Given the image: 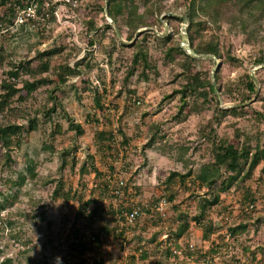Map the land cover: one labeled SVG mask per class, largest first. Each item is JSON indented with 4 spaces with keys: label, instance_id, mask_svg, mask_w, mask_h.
Instances as JSON below:
<instances>
[{
    "label": "rangeland",
    "instance_id": "rangeland-1",
    "mask_svg": "<svg viewBox=\"0 0 264 264\" xmlns=\"http://www.w3.org/2000/svg\"><path fill=\"white\" fill-rule=\"evenodd\" d=\"M108 1L55 0L53 14L47 2L39 15L34 5L0 30V100L7 92L4 80H15L9 77L11 69L21 66L17 81L28 79L22 66L36 68L42 52L58 50L45 56L50 61L43 74L46 82L31 96L24 91L10 97L0 111L1 126L20 127L9 147L0 142V202H5L0 210V264H55L56 257L69 255L73 229L84 232L93 226L79 215L84 202L93 200L88 214L104 202L109 210L117 208L118 200L99 192L111 165L133 183L137 200L156 201L170 192L175 198L165 215L133 227L126 246L118 242L100 252L95 248L89 264H96L101 253L105 264H264V158L250 176L245 166L232 184L230 175L238 172L226 167L213 188L194 182L220 141L245 144L253 153L258 145L264 147V63L255 62L264 48V15L256 23L258 38L243 32L239 20L232 28L226 23L218 27L200 16L199 32L191 31L195 43L215 36L223 52L219 58L197 54L191 45L188 23L179 19L187 15L189 0H135L147 22L136 31L122 15L117 20L109 15ZM255 11L257 18L261 13ZM244 18L255 20L247 14ZM249 30L258 33L254 25ZM178 43L195 57L191 73L200 74V86L187 96L181 92L187 82L180 63L185 55L167 56ZM141 49L148 50L155 68L137 65L130 76L133 57ZM77 63L82 73L60 82L59 66ZM248 75L254 78L256 94L245 86ZM211 83L215 93L209 90ZM101 131L106 132L104 139ZM189 170L193 174L187 184L178 181L167 190L164 181L171 172ZM16 192L18 199L13 200ZM215 194L218 202L209 204ZM201 214L215 227L209 237L204 220H196ZM186 220L183 236L168 242L183 248V254L167 256L164 241ZM101 221L109 227L118 224L111 218ZM242 223L246 231L229 232L230 226ZM138 246L146 248V258L135 254Z\"/></svg>",
    "mask_w": 264,
    "mask_h": 264
},
{
    "label": "trees",
    "instance_id": "trees-1",
    "mask_svg": "<svg viewBox=\"0 0 264 264\" xmlns=\"http://www.w3.org/2000/svg\"><path fill=\"white\" fill-rule=\"evenodd\" d=\"M55 0H0V30L2 27H9L10 25H13L15 20L18 18L17 16L19 15L20 10L22 9H28L31 8L32 6H35L36 13L39 15L43 13V9L45 4L48 2L50 3L49 6V11L52 12V14L55 12L58 3H54ZM130 4H128L127 0H109L108 1V13L109 15L117 20L119 15H122L124 18H126L125 24L130 26L134 31H136L138 28L146 26L147 22L145 21V15L144 14H138L139 6L136 4L135 0H130ZM36 3V4H35ZM260 11L261 15L256 18V11ZM151 11V10H150ZM245 14L249 15L250 17H254V21H251L249 19L246 20L244 18ZM126 15V16H125ZM207 16L208 21L215 24L218 27H221L223 23L228 24L231 28L234 27V25L237 24L238 20L240 22V27L241 30L251 38H258L261 36V29L256 26V23L259 22L260 18L264 15V0H189L188 3V13L185 15L183 18H179L182 21L186 20L188 23V30L190 31V42L191 45L194 47V50L197 54H206V55H212L216 57H223V52L221 51L220 48V43L216 39L215 36L212 38L208 39L202 36L203 38L200 39L198 43L196 42L195 36L191 33V31L195 30L196 33L199 32V27L201 25V22L199 21L200 16ZM31 19V17L29 18ZM32 20V19H31ZM199 25V26H198ZM256 27L258 29L257 32H252L249 30L250 27ZM170 37V35H169ZM144 47V46H142ZM58 53L57 49H50L49 51H44L40 54L39 56V63L36 66V68H27L25 69L23 66V72L25 75H28V79H21L20 81H17V79H20V74L22 72L19 71L20 67L19 66L17 69L13 68L11 71L8 73L10 74L9 77L14 78V81L9 82L7 80H4L3 82V87L7 90L5 95L3 96V100H0V111L4 110L6 106L9 104L10 97L18 94L19 92H24L26 91V96H31L34 91L40 85L46 82V78L43 77V74L48 72L50 70V61L48 59H45V56H52L53 54L55 55ZM184 54L185 58L183 59V62H180L183 65V68L185 69L184 76L187 78L186 85L182 89V93L187 96V92L191 90L197 89L199 87L198 79L200 78V74L195 72L194 74L191 73V70H193V63L195 62V57H193L191 54L187 52V50L181 45V43H178L177 46L171 47L168 49L167 56L171 59L174 58V54ZM241 61V60H239ZM255 62L259 64L264 63V48H261L259 51V56L256 58ZM133 63V68L131 69V72L129 75L134 74V70L137 68V65H144L147 68H155L151 65V62L149 60V53L147 49H141L139 52H137L132 60ZM79 64L77 63L76 67H71L69 64L67 65H60L58 68V73H62L63 75L60 77V82H64L67 80L68 77L70 76H77L82 73V71L79 68ZM129 76V77H130ZM248 81L245 84L247 89L251 92L256 94L257 93V87L254 83V78L252 75H248ZM19 82H22L21 87H17ZM209 90L212 93H215L216 88L215 84L211 83L209 85ZM201 95L207 97L208 99V94L206 96V93H203L200 91ZM1 96V95H0ZM97 104L100 108H103V105L100 102V98H97ZM262 115V114H261ZM33 125V123H31ZM77 128L81 133L84 132V129L82 128L81 125L77 124ZM20 130V127L18 125H6V126H1L0 125V142L4 147H9L11 145V138L12 136ZM105 131L99 132V137L100 139L105 138ZM129 139H125L126 142H128ZM257 151L254 153L252 152V149L250 146H247L245 144L240 143L239 145H235L234 143H230L227 140L220 141V143L215 145V148L213 150V157L212 160L208 163V165H203L201 166L198 170V172L195 173L194 175V182H200L202 185H207L209 188H213V186L216 184V182L219 180L220 174H221V168L226 167V168H232L235 169L236 173L235 175H230L231 177V184L234 180H237L240 178V174L242 173V170L244 169L245 166H249V171L247 173V176H250L252 174V171L257 167V165L260 163V161L264 158V147H260L259 145L257 146ZM30 175L34 177L33 171L34 168L32 166L28 167ZM107 174H103V182L101 183V186H99V189L103 187V190H100L99 192L102 194V197H110V198H117L118 201L120 200L119 207L122 208L125 206V203L127 200H134L138 204L143 205V215L141 219H139L135 226L134 229L140 228L142 222L144 223V220L147 221L149 220L148 218L153 217L152 216V211L150 208L145 207V203L149 202L150 204H154L156 201H158L160 197H158L155 200H145L144 202H141L137 200L136 194L137 190L133 188V183H129L128 181L126 182V186L123 188L124 189V194L123 195H116V194H110L108 192L110 188V178L114 176V174H123L124 172L121 171L120 169L114 168V166H109L108 170L105 171ZM193 171L189 170L186 173H181L178 171H173L171 172L168 177L165 179L164 184L168 187L167 190H169L172 185L176 184L178 181L180 183H188L186 182V179L189 176H192ZM99 177V175H98ZM190 182V181H189ZM21 185L20 183H18ZM229 185V187L231 186ZM132 185V186H131ZM190 185V184H188ZM114 188H119L117 183H114ZM98 188V185H97ZM58 186L54 190L56 193V196L58 194ZM165 195H169L167 197L168 201L174 200L175 198V193L170 192V193H165ZM165 195H163L165 197ZM213 199L211 201H208L209 204H216L219 200V196L217 194L213 195ZM8 199V196L6 197ZM18 199V193L16 192L13 195V200ZM93 200H87L84 202L83 207L80 209L79 215L83 216L84 222L86 225H92V221L94 220V216L98 214L99 209L101 208V205H97L93 210H90V213H87V209L92 203ZM5 209V202H0V210L3 212ZM114 207L110 209V213L107 216H104L103 218H111L114 221H116L118 224L109 227L106 223H102L99 225V229L101 230H107L113 233L114 229L117 228H122V232L119 235L120 238H122L123 234L126 232V225L124 222H119L114 218ZM204 214V213H203ZM203 214L199 215L196 217V220L201 221L202 219L204 220ZM102 218V219H103ZM0 222H1V217H0ZM146 223V222H145ZM204 234L206 237H209V234L214 232L215 227L213 226V223L208 221V219L204 220ZM206 224V225H205ZM188 222L187 220L185 221L184 224H181L178 229L174 233L171 234V237H169L168 240L164 241L166 242L167 246L165 248L166 255L169 256L172 253V247L169 246L168 242L172 240L173 238L180 239L184 232L186 231L188 227ZM93 227V226H92ZM98 229V230H99ZM247 230V225L245 224H240L238 226H230L229 227V232L231 234H237L238 232H244ZM94 233H98L96 229H93ZM73 239L69 241L68 245V250L72 251L76 248V241H74V238H79L80 236H85V232L74 228L73 229ZM174 236V237H173ZM80 243V247L82 249V253L78 257V259L74 260L71 264H87L89 260V256H87L86 251H90L91 253L94 252L95 248L96 250H99L98 252L102 251V249H105L108 247L110 244H104L100 237H97L96 242H90V241H83ZM123 241V239H122ZM96 246V247H95ZM75 252V251H74ZM147 250H145L142 254V258L147 257ZM74 256H76L74 254ZM130 258L135 259L134 255H130ZM94 262L96 264H105L106 259H105V254H100V256L95 260ZM132 262V263H131ZM134 260L127 262L123 261H115V264H133ZM55 264H61V260L56 261Z\"/></svg>",
    "mask_w": 264,
    "mask_h": 264
},
{
    "label": "built area",
    "instance_id": "built-area-1",
    "mask_svg": "<svg viewBox=\"0 0 264 264\" xmlns=\"http://www.w3.org/2000/svg\"><path fill=\"white\" fill-rule=\"evenodd\" d=\"M31 9V8H30ZM110 188L108 190V192L110 194H116V195H123L124 194V187L126 186V180L123 178V176L121 174H114L113 177L110 178ZM114 183L118 184L119 188H114ZM115 200H118L117 198H115ZM117 202V201H116ZM168 199L166 197H161L157 202H155L154 204H150L149 202L145 203V207L150 208L152 211V216L154 215H165L166 214V207L169 204L168 203ZM120 204V200L119 202H117V205L114 209V218L116 220H118L119 222H124L127 229L126 232L123 234L122 238H120V234L122 232V228H117L114 229L113 233H111L110 231L107 230H101L99 229V225L98 226H94V223L102 222V218L104 216H107L110 213L109 207H106L105 202L104 205L101 206V208L98 211V214H96V216H94V220L92 221V225L93 227H91L90 229H88L85 232V236H80L79 238H74V241H76V248L72 251L68 250V247L66 250L69 251V255H67L66 257H61V264H71L74 260L78 259V257L80 256V254L83 252L82 249L80 247V243L82 242L81 240H85V241H90V242H96L97 237L99 236L101 241L104 244H118V242H120V244H123L124 246H126L127 244V236L131 233L132 228L135 226L136 222L141 219L142 215H143V205L138 204L136 201L134 200H127L125 203V206H123L122 208L119 207ZM96 229V231L98 233H94L93 229ZM99 229V230H98ZM167 236V235H166ZM123 239V241H122ZM194 244L193 243H189V249L190 250H194ZM60 248H62L61 245H59ZM146 250V248L144 246H138L137 252H135V254H139L141 255L144 251ZM75 251V252H74ZM88 252V253H87ZM184 252L183 248H176L173 247L172 248V254L171 255H182ZM87 256L90 255V251H86ZM74 254L76 256H74ZM126 256L128 257V255L126 254ZM170 260H172V258L170 257ZM89 262V261H88ZM87 262V264H89Z\"/></svg>",
    "mask_w": 264,
    "mask_h": 264
},
{
    "label": "clouds",
    "instance_id": "clouds-1",
    "mask_svg": "<svg viewBox=\"0 0 264 264\" xmlns=\"http://www.w3.org/2000/svg\"><path fill=\"white\" fill-rule=\"evenodd\" d=\"M56 260H57V261H59V260H60V258H59V257H56Z\"/></svg>",
    "mask_w": 264,
    "mask_h": 264
}]
</instances>
